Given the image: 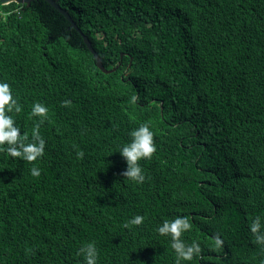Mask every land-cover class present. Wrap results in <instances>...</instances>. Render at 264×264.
I'll return each instance as SVG.
<instances>
[{"label":"trees","instance_id":"trees-1","mask_svg":"<svg viewBox=\"0 0 264 264\" xmlns=\"http://www.w3.org/2000/svg\"><path fill=\"white\" fill-rule=\"evenodd\" d=\"M53 1L106 72L46 1L0 4V80L22 132L39 124L45 140L32 162L0 149V264H84L89 241L98 264H176L156 228L178 215L202 250L185 264H261L249 225L264 218V0ZM141 122L156 152L137 184L117 151Z\"/></svg>","mask_w":264,"mask_h":264},{"label":"clouds","instance_id":"clouds-1","mask_svg":"<svg viewBox=\"0 0 264 264\" xmlns=\"http://www.w3.org/2000/svg\"><path fill=\"white\" fill-rule=\"evenodd\" d=\"M130 99L135 103L137 98L132 96ZM21 110L22 105L14 96L11 85L7 81L0 80V149H5L11 157L29 162L36 161L44 154L45 140L40 134L39 124L33 126L31 138L27 133L22 132L13 115L20 113ZM48 112L49 109L44 103L34 102L32 104L31 114L33 116L44 120L47 119ZM128 135L130 139L121 144L117 151L126 162V169L122 175L137 184H142L146 177L140 161L151 159L153 153L156 152L154 131L149 122H141L130 130ZM77 155L82 157L83 152H78ZM29 173L32 177H39L41 170L39 167L32 166ZM144 220L143 215H134L124 227L139 226ZM191 228V221L184 215H178L170 220L165 219L156 228V232L161 236L170 237L171 248L176 254V264H185L201 254V245L197 240L189 243L182 238L183 234ZM249 231L254 235L256 243L264 248V218L256 216L252 219ZM213 239L217 248L224 244L219 235ZM78 251L83 256L84 264H98L99 248L95 241L84 243ZM261 264H264V260Z\"/></svg>","mask_w":264,"mask_h":264},{"label":"water","instance_id":"water-1","mask_svg":"<svg viewBox=\"0 0 264 264\" xmlns=\"http://www.w3.org/2000/svg\"><path fill=\"white\" fill-rule=\"evenodd\" d=\"M33 1V0H0V4L1 5H5L11 2L17 3V4H24L26 6L29 5V3ZM46 1L48 4H50L54 9H56L62 16H64L66 18L67 21H69L70 26L72 28H74L76 31L79 32V34L82 37V40L84 42V44L86 45L87 49L90 51V53L92 54V56L94 57L95 60V64L97 66V68H99L100 70H102L103 72H106L101 63H100V59L98 57V55L94 52V50L92 49L90 42L88 41L87 37L84 36L79 29L77 28V26L75 25V23L72 21V19L70 18V16L68 15L67 12H65L64 10H62L53 0H44Z\"/></svg>","mask_w":264,"mask_h":264}]
</instances>
